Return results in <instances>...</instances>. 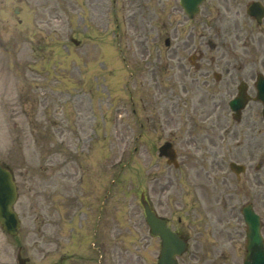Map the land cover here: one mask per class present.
I'll return each instance as SVG.
<instances>
[{
    "label": "rangeland",
    "instance_id": "obj_1",
    "mask_svg": "<svg viewBox=\"0 0 264 264\" xmlns=\"http://www.w3.org/2000/svg\"><path fill=\"white\" fill-rule=\"evenodd\" d=\"M153 8L148 0H0V163L13 171L21 223L15 237L0 227V264H17L18 252L27 264H157L141 194L189 240L178 264H241L240 209L255 193L264 235L258 134L220 131L231 119L212 102L189 109L197 120L213 112L212 123L199 124L209 129L185 132L177 115L185 106L164 101L173 83L161 63L164 19ZM244 121L237 128L259 126ZM167 140L178 170L157 155ZM239 159L247 172L236 183L228 163ZM222 181L233 186L227 205L217 199Z\"/></svg>",
    "mask_w": 264,
    "mask_h": 264
},
{
    "label": "flooded vegetation",
    "instance_id": "obj_2",
    "mask_svg": "<svg viewBox=\"0 0 264 264\" xmlns=\"http://www.w3.org/2000/svg\"><path fill=\"white\" fill-rule=\"evenodd\" d=\"M164 19L165 45L163 64L168 80L178 83L186 101L195 108L212 102L223 116L230 115L228 103L239 91L249 101L241 119L257 117L259 126H245L242 131H258L264 145V122L260 110H254V84L264 78V0H202L195 10L186 11L179 0H149ZM202 89L204 93H196ZM194 102V104H193ZM197 110H193V116ZM200 112V122L211 121V114ZM187 121L190 128L193 117ZM262 155V152L260 156ZM263 184L264 156L260 158ZM264 193L259 194V203Z\"/></svg>",
    "mask_w": 264,
    "mask_h": 264
},
{
    "label": "water",
    "instance_id": "obj_3",
    "mask_svg": "<svg viewBox=\"0 0 264 264\" xmlns=\"http://www.w3.org/2000/svg\"><path fill=\"white\" fill-rule=\"evenodd\" d=\"M259 94L264 96V84L260 85ZM235 108H239L235 106ZM160 154L169 158V163L173 162L174 154L169 144L160 148ZM15 185L12 181L11 173L0 166V224L3 229L10 234L16 232L18 225L17 216L13 212L12 206L16 200ZM146 215V223L150 227L153 235L159 236L161 240V252L159 264H176L175 256L181 255L185 250V242L176 234L172 233L164 221L157 218L143 203ZM244 220L247 224V255L244 264H264V248L259 233L258 217L254 215L250 206L243 208Z\"/></svg>",
    "mask_w": 264,
    "mask_h": 264
}]
</instances>
